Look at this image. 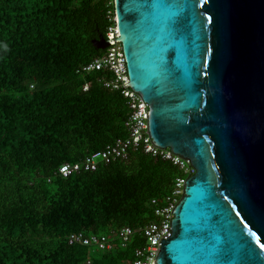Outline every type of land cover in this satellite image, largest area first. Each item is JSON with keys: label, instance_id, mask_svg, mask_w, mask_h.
<instances>
[{"label": "trees", "instance_id": "trees-1", "mask_svg": "<svg viewBox=\"0 0 264 264\" xmlns=\"http://www.w3.org/2000/svg\"><path fill=\"white\" fill-rule=\"evenodd\" d=\"M108 8V0H0V264H125L139 235L107 251L70 244V233L152 221L151 198L169 193L180 173L133 152L58 174L127 135L126 99L98 73L77 72L105 51L94 41L106 38Z\"/></svg>", "mask_w": 264, "mask_h": 264}, {"label": "water", "instance_id": "water-1", "mask_svg": "<svg viewBox=\"0 0 264 264\" xmlns=\"http://www.w3.org/2000/svg\"><path fill=\"white\" fill-rule=\"evenodd\" d=\"M115 10L153 141L196 168L157 264H264V0H115Z\"/></svg>", "mask_w": 264, "mask_h": 264}, {"label": "built area", "instance_id": "built-area-1", "mask_svg": "<svg viewBox=\"0 0 264 264\" xmlns=\"http://www.w3.org/2000/svg\"><path fill=\"white\" fill-rule=\"evenodd\" d=\"M107 17L110 22L106 30V38L110 44L105 51L93 57L89 62L82 64L77 72L84 75L98 73L97 80L106 89L118 91L126 99L129 113L125 121L127 135L118 137L104 148L87 154L77 162H64L58 174L69 177L82 171H95L102 164H110L117 160L127 161L133 152H142L156 160L168 161L178 168L179 175L174 180L173 187L163 197H152L150 203L155 218L142 226L124 225L119 229L107 233L86 234L82 231L70 233V244H81L93 250H114L116 247L127 248L134 242L135 236L142 239L134 249L132 260H125V264H157L161 251V240L172 234L174 210L184 195L186 181L195 172L196 168L190 159H187L170 148L158 146L149 132V104L134 90L130 84L125 53L118 40L119 28L115 10V0H108ZM128 84V85H127ZM126 85V86H125ZM89 82L83 86L87 91ZM50 180V179H49ZM88 263H91L88 260Z\"/></svg>", "mask_w": 264, "mask_h": 264}]
</instances>
